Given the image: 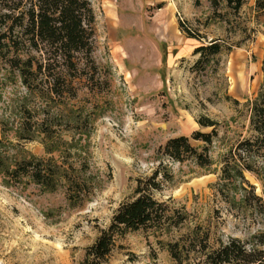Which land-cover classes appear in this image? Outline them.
<instances>
[{"label":"rangeland","instance_id":"374dc122","mask_svg":"<svg viewBox=\"0 0 264 264\" xmlns=\"http://www.w3.org/2000/svg\"><path fill=\"white\" fill-rule=\"evenodd\" d=\"M89 1L93 80L70 79L56 95L44 85L29 91L0 54L2 152L9 160L32 155L79 171L85 194L71 206L63 187L48 193L30 183L0 185V264H80L116 208L133 199L136 180L156 169L153 198L182 208L185 221L168 232L127 233L106 264H175L165 244L193 228L208 235L211 248L227 238L257 244L264 238V152L237 149L254 136L247 103L263 81L264 19L256 17L254 0L237 14L220 5L221 18L206 0ZM178 22L194 37L186 38ZM214 40L230 51L195 68L193 50ZM200 117L216 122L208 166L158 151L184 136L200 152L203 143L191 134L211 131L198 125ZM234 160L251 171L219 181L222 162L230 168ZM188 258L181 264H201L195 252Z\"/></svg>","mask_w":264,"mask_h":264},{"label":"trees","instance_id":"16d2710c","mask_svg":"<svg viewBox=\"0 0 264 264\" xmlns=\"http://www.w3.org/2000/svg\"><path fill=\"white\" fill-rule=\"evenodd\" d=\"M206 1L212 14L219 18L223 17L217 12L220 5L231 14H237L245 2ZM254 11L256 17L264 19V0H254ZM225 23L228 24L226 18ZM93 24L89 0H0V54L17 71L25 89L37 90L38 86L44 85L49 95H56L61 88L71 87L70 79L89 75L87 79L93 80V76H90L96 70L91 56ZM178 28L186 38L194 37L183 28V22H178ZM230 49L231 46L218 40L200 45L193 50V54L198 56L194 67L203 69L211 58ZM261 72L263 81L255 97L247 103L249 126L254 136L237 145V149L244 152L252 147L255 151L264 152V54ZM197 123L201 128H211L209 133L193 132L190 136L191 140L203 143L200 152L184 136L168 139L158 151L176 162L192 158L199 167L208 166L207 146L215 135L216 122L200 117ZM1 147L0 140V185L15 188L30 183L48 193L63 187L69 205L83 201L85 194L80 189L84 181L79 171L56 164L52 159L44 160L32 155L9 160ZM222 163L219 181L242 179V170L251 171L247 166L239 167L236 160L230 168L226 162ZM158 176L156 169L147 178L136 180L133 199L116 208L108 226L100 230L93 243L84 249L80 264H106L117 240L129 232L151 230L162 233L183 224L186 216L182 208L172 210L166 202L153 198L152 193L160 188ZM162 177L169 179L166 174ZM165 249L175 264L188 261L192 252L198 254L201 264H264L262 236L257 244H251L249 248L236 238L219 241L215 248H211L208 235L193 228L175 241L166 243Z\"/></svg>","mask_w":264,"mask_h":264}]
</instances>
